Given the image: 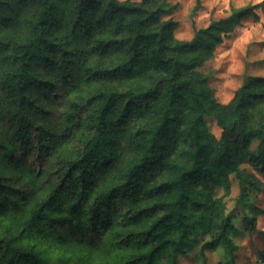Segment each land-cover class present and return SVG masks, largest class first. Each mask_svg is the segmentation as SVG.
Returning a JSON list of instances; mask_svg holds the SVG:
<instances>
[{"label": "trees", "instance_id": "trees-1", "mask_svg": "<svg viewBox=\"0 0 264 264\" xmlns=\"http://www.w3.org/2000/svg\"><path fill=\"white\" fill-rule=\"evenodd\" d=\"M25 2L34 11L13 16ZM163 5L0 0V264H179L197 245L239 264L233 212L245 213L249 231L248 213L264 214L263 185L240 166L264 174V118L251 125L245 113L264 99V75L244 73L223 105L200 68L257 4L186 40L173 36ZM119 76L137 81L68 96L81 78ZM54 99V111L42 102ZM231 174L238 194L226 212L215 190L228 193Z\"/></svg>", "mask_w": 264, "mask_h": 264}, {"label": "rangeland", "instance_id": "rangeland-1", "mask_svg": "<svg viewBox=\"0 0 264 264\" xmlns=\"http://www.w3.org/2000/svg\"><path fill=\"white\" fill-rule=\"evenodd\" d=\"M163 2L165 13L162 15V19L176 21L177 24L173 30V36L176 39L184 40L192 37L194 27H204L212 18L224 17L233 8L243 7L249 3L257 4L254 8V14L240 18V24L230 32L227 38L217 45L213 55L204 63L200 71L207 77L216 100L223 105L230 101L235 89L241 85L244 73L264 75V0H199V7L196 10H194L196 0H163ZM34 8V3L25 2L19 4L16 8L12 7L11 11L13 16H17L20 19L29 16L34 11ZM16 20L14 17L9 26L14 24L12 35L15 38H21L25 33V28L20 26V23ZM62 37L67 39L64 35ZM100 60L102 63H107L109 62V57L100 58ZM136 81L137 78L133 76H119L116 79L106 80L81 78L69 90L68 96H85L99 86L126 84ZM67 98L69 99L70 97ZM42 102L45 105L53 102V111L61 105L56 99L53 101L42 100ZM1 107L4 109V106ZM245 113L248 124H258L264 118V99L249 104ZM57 121L58 119L53 117L49 120V124L56 129L58 127ZM205 127L215 138L219 137L221 130L215 119L206 117ZM256 143L254 141L251 148H254ZM124 158H126L125 153ZM240 166L246 172L251 173L263 185V189L257 194L256 205L259 208H264V174L254 169L248 162H244ZM229 183L228 193H225L222 187H217L215 190V196L220 198L226 212L234 207L238 194V182L232 174L229 175ZM244 214L238 208L233 212V223L236 226L233 239L239 245L235 253V261L239 264H262L261 250L264 249V233H262L264 231V214L258 210L248 213V218L253 217L255 221V229L253 231L247 229ZM203 253L200 251L199 245H197L190 252L179 256V264H223L225 261V255L222 250L207 249Z\"/></svg>", "mask_w": 264, "mask_h": 264}]
</instances>
